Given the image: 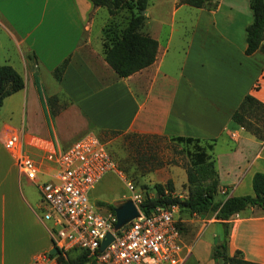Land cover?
Here are the masks:
<instances>
[{
    "label": "crops",
    "instance_id": "0c3cea01",
    "mask_svg": "<svg viewBox=\"0 0 264 264\" xmlns=\"http://www.w3.org/2000/svg\"><path fill=\"white\" fill-rule=\"evenodd\" d=\"M154 1L147 2L140 31L158 40L156 57L119 76L102 54L108 12L96 39L91 36L101 6L91 0H0V63L14 67L24 81L0 107V264H56L48 224L39 214L38 188L20 173L18 150L4 144L12 131L20 133L19 148L37 162L40 178L54 167L44 156L48 147L65 148L88 132L213 138L216 198L253 193L252 175L264 171V140L231 118L247 92L264 102V51L244 52L249 0H213L214 7L172 0L166 19L155 13ZM161 30L167 32L160 36ZM66 58L56 77L54 68ZM110 172L89 190L103 210L104 202L116 205L126 197L102 196ZM229 221L227 252L238 249L244 258L264 263V205L246 206ZM221 234L222 228L211 240L190 242L181 232L190 250L183 264H217L212 248ZM201 245L208 247L207 255ZM40 253L49 259L36 261Z\"/></svg>",
    "mask_w": 264,
    "mask_h": 264
},
{
    "label": "built area",
    "instance_id": "2783aa9c",
    "mask_svg": "<svg viewBox=\"0 0 264 264\" xmlns=\"http://www.w3.org/2000/svg\"><path fill=\"white\" fill-rule=\"evenodd\" d=\"M4 144L18 150V169L35 182L42 203L40 218L48 224L53 248L63 255L75 249L84 257L81 264H183L186 260L190 250L176 224L177 203L158 205L145 213L140 207L144 194L125 181L138 214L115 228V212L101 209L90 199L89 190L106 172H119L105 142L95 133H85L65 148L48 147L44 156L54 167L42 178L37 162L19 148V132H10ZM107 233L112 238L100 250ZM49 257L40 253L35 260Z\"/></svg>",
    "mask_w": 264,
    "mask_h": 264
},
{
    "label": "trees",
    "instance_id": "16d2710c",
    "mask_svg": "<svg viewBox=\"0 0 264 264\" xmlns=\"http://www.w3.org/2000/svg\"><path fill=\"white\" fill-rule=\"evenodd\" d=\"M91 1L94 5L104 6L110 14L101 37L102 54L105 61L119 76H127L154 61L158 40L140 31L145 19V13L142 11L145 10L148 0ZM180 2L197 7H214L216 5L213 0H180ZM249 6L252 12V20L246 25V46L244 48L246 54L257 48L264 51V43H262L264 39V0H249ZM122 8L127 9L129 13L126 22L120 25L115 22L113 16ZM66 61L67 58L54 68L53 73L56 77H59ZM23 85V78L14 67L0 63V107L6 95L20 89ZM257 86L258 83L256 82L253 87L256 88ZM55 99V96L50 98L52 104ZM55 111H57L56 108H54ZM231 118L254 136L264 140V102L254 94L247 92L242 97L232 112ZM107 132L111 135L140 136L141 138L137 139L135 146L143 143V136L166 137V135L156 133L120 132L116 130H104L103 134L106 135ZM170 137L186 142L205 140L182 135ZM211 140L214 139L211 138ZM185 172L188 181L185 195L173 194L174 184L170 178L165 183L157 182L155 183L156 195L144 197L140 204L142 211L149 213L158 205L177 203L180 209L187 208L192 213L213 212L214 217L222 224L221 237L215 240L212 248V256L217 264H264L244 258L238 249L233 254L227 252L231 215L249 205H264V171L253 173L251 179L253 193L229 194L224 198H216L215 196L218 192V180L212 153L203 152L200 160L187 166ZM208 177H210L208 183H200L201 180ZM104 204H107L108 208L114 211L115 204L105 202ZM176 224L179 227L178 222ZM71 253H73V257L70 256ZM52 255L56 258V264H81L84 261V257L77 255L75 249H70L66 255H63L60 250L53 248Z\"/></svg>",
    "mask_w": 264,
    "mask_h": 264
},
{
    "label": "rangeland",
    "instance_id": "374dc122",
    "mask_svg": "<svg viewBox=\"0 0 264 264\" xmlns=\"http://www.w3.org/2000/svg\"><path fill=\"white\" fill-rule=\"evenodd\" d=\"M101 7L102 10L96 16L91 33L93 40L96 39L95 34L97 33L98 24L107 16V9L104 6ZM171 8L172 0L154 1L155 13L160 15V19L170 18ZM128 13L127 9L122 8L113 16V19L117 24L123 25L127 20ZM165 32L167 31L161 30L160 36H163ZM69 133L72 134L71 132ZM98 136L105 142L119 171H111L106 176L103 186L107 189H100L104 194L102 196L111 197L123 194L126 196L123 199L128 198L130 194L125 181L132 182L135 187L142 191L144 196H155L157 193L155 183H165L168 178L174 179L176 182L173 194L181 193L185 195L188 185L187 178H185L186 167L193 165L194 161L200 160L203 152L212 153L213 145V140L211 139L201 140L200 142H186L170 136H143V143L135 146L134 144L138 138H141L140 136L111 135L109 133L104 135L102 132ZM209 180L210 177L201 180L200 183L206 184ZM29 190L32 196L38 197L33 185L29 187ZM219 195L220 192H217L215 196L218 197ZM115 203H118V201H115ZM176 219L183 238L190 242L194 238L196 239L195 242L199 239L211 240L212 233H219L222 228L220 223L213 222L215 220L213 212L197 214L190 212L187 208H181L176 215ZM200 248H202L204 255L208 254L206 245H201ZM194 250L196 251L197 247ZM70 256L73 257V253ZM191 262H195V260H191Z\"/></svg>",
    "mask_w": 264,
    "mask_h": 264
},
{
    "label": "water",
    "instance_id": "95a60500",
    "mask_svg": "<svg viewBox=\"0 0 264 264\" xmlns=\"http://www.w3.org/2000/svg\"><path fill=\"white\" fill-rule=\"evenodd\" d=\"M142 12H144V10ZM114 212L116 216L115 228L120 227L127 220L138 214V210L131 198H125L118 202L114 206ZM111 238L112 235L110 233H107L105 239L101 243L100 250L104 248V246L109 242V240H111Z\"/></svg>",
    "mask_w": 264,
    "mask_h": 264
}]
</instances>
